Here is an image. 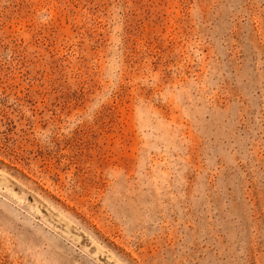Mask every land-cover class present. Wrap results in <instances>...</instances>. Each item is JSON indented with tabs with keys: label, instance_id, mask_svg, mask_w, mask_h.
Instances as JSON below:
<instances>
[{
	"label": "rangeland",
	"instance_id": "374dc122",
	"mask_svg": "<svg viewBox=\"0 0 264 264\" xmlns=\"http://www.w3.org/2000/svg\"><path fill=\"white\" fill-rule=\"evenodd\" d=\"M0 264H264V0H0Z\"/></svg>",
	"mask_w": 264,
	"mask_h": 264
}]
</instances>
